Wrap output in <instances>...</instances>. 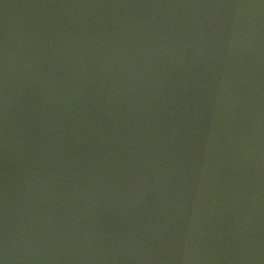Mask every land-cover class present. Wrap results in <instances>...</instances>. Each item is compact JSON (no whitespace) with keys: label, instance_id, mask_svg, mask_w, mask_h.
<instances>
[{"label":"water","instance_id":"obj_1","mask_svg":"<svg viewBox=\"0 0 264 264\" xmlns=\"http://www.w3.org/2000/svg\"><path fill=\"white\" fill-rule=\"evenodd\" d=\"M0 264H264V0H0Z\"/></svg>","mask_w":264,"mask_h":264}]
</instances>
